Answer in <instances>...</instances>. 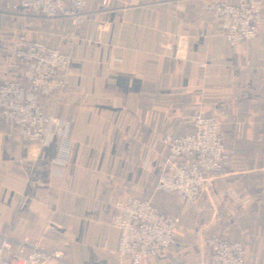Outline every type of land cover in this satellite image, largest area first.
I'll use <instances>...</instances> for the list:
<instances>
[{"label": "crops", "instance_id": "1", "mask_svg": "<svg viewBox=\"0 0 264 264\" xmlns=\"http://www.w3.org/2000/svg\"><path fill=\"white\" fill-rule=\"evenodd\" d=\"M19 1L0 0V81L21 72L15 33L70 55L65 91L40 101L70 128L67 142L43 147L0 118V239L22 253L33 242L66 250L54 264H125L112 256L111 220L114 203L134 196L180 221L175 247L143 264H207L211 235L264 264V22L256 44L232 47L193 0H110L105 9L88 0L77 30L61 15L13 10ZM196 115L220 121L230 160L185 206L155 191L166 154L158 136L189 133Z\"/></svg>", "mask_w": 264, "mask_h": 264}, {"label": "built area", "instance_id": "2", "mask_svg": "<svg viewBox=\"0 0 264 264\" xmlns=\"http://www.w3.org/2000/svg\"><path fill=\"white\" fill-rule=\"evenodd\" d=\"M110 0H102L105 9ZM139 6L142 0H131ZM88 0H20L12 8L54 20L59 15L72 21L73 29L86 20ZM211 15L218 34L230 46L256 44L264 22L259 0H235L233 3L193 0ZM73 35L66 41L71 43ZM13 58L21 67L17 78L0 81V118L17 129L19 139L38 146H47L54 138L68 141L70 125L46 113L41 99L61 95L68 86L66 73L70 55L62 54L41 43L27 40L20 33L12 38ZM158 145L165 150V159L155 185L157 193L174 196L185 206L197 205L210 179L225 174L230 154L225 147L220 121L196 115L191 131L181 136L162 133ZM65 154V153H64ZM111 226L118 232V247L112 256L120 263L143 264L149 259L165 257L176 245L180 221L158 212L146 201L134 196L118 199L113 205ZM209 253L207 264H255L240 242H228L216 235L204 240ZM11 239H0V264H54L63 262L66 250L46 251L36 242L22 252L14 251Z\"/></svg>", "mask_w": 264, "mask_h": 264}]
</instances>
